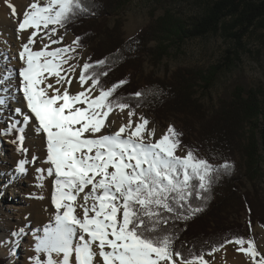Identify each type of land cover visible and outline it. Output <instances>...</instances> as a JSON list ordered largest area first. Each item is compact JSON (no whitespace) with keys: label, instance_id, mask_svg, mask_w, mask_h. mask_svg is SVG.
Masks as SVG:
<instances>
[{"label":"snow or ice","instance_id":"6c2138e0","mask_svg":"<svg viewBox=\"0 0 264 264\" xmlns=\"http://www.w3.org/2000/svg\"><path fill=\"white\" fill-rule=\"evenodd\" d=\"M5 3L22 41L21 66L9 61L0 68V92L8 94L0 95V111L18 93L27 112L15 107L13 115L19 118L10 119L0 134H16L12 143L24 158L15 171L26 173V166L39 160L35 154L29 159L25 147L26 129L32 127L46 152L47 167L35 169L38 186L52 180L51 218L34 233L29 264H212L206 255L227 245H237L248 264H264V249L252 237L234 236L207 253L187 256L175 247L170 226L201 212L195 202L205 199L220 170L232 164L214 165L191 148L178 154L183 133L169 125L157 138L150 121L143 114L133 120L135 109L115 95L126 79L103 85L108 57H89L80 64L82 38L66 44L60 30L88 10L84 0H32L22 16L10 0ZM74 82L79 85L75 92L70 90ZM144 95L130 94L136 99ZM125 109L127 122L112 130L110 117Z\"/></svg>","mask_w":264,"mask_h":264},{"label":"trees","instance_id":"16d2710c","mask_svg":"<svg viewBox=\"0 0 264 264\" xmlns=\"http://www.w3.org/2000/svg\"><path fill=\"white\" fill-rule=\"evenodd\" d=\"M130 1L84 0L88 10L78 14L66 28L82 38V46H90L88 58L92 61L109 58V74L102 78L105 87L126 79L128 83L117 89L116 96L125 97L131 107L139 104L160 118L170 114L180 116L184 131L194 133L209 162L217 166L225 161L232 164L230 169L220 170L205 193V199L195 202L194 206L203 210L187 221L179 220L170 226L177 237L175 247L187 256L189 252L198 254L201 250L207 253L214 244L234 236L246 238L238 225L230 224L228 213L236 211L240 205L246 206L250 213L257 214V220L264 226V198L258 192L251 196L249 191L237 186L241 174L252 187L264 178V154L256 144V129H261L264 138V97L257 100L250 90L240 91L236 87L232 98L219 101L216 109L208 108L196 93L202 81V87L210 88L216 68L208 73L213 76L211 81L200 71L180 68L168 79L147 75L140 85L135 80V67L144 53L159 59L167 53L165 44L168 41L216 31L225 25L227 18H232L233 25H242L243 32L251 26L262 29L264 37V0H201L204 4L201 16L180 20L164 14L124 39L119 34L120 17ZM152 41L156 44L153 49L149 46ZM136 91L145 95L140 99L131 97ZM245 92L248 99L242 95ZM237 154L244 161L243 168L236 162ZM4 262L1 258L0 264Z\"/></svg>","mask_w":264,"mask_h":264},{"label":"rangeland","instance_id":"374dc122","mask_svg":"<svg viewBox=\"0 0 264 264\" xmlns=\"http://www.w3.org/2000/svg\"><path fill=\"white\" fill-rule=\"evenodd\" d=\"M203 5V1L201 0H131L120 17L122 24L119 34L124 39L130 38L153 22L155 18L164 14L180 20H189L191 17L201 16ZM110 21L112 23V20ZM224 22V26L202 36L168 41L165 44L167 53L159 59H156V55L151 57L147 53H144L142 59L140 58V62L135 67V72H137L135 80L141 85L143 83L142 79L150 74L153 77L168 79L176 70L187 68L200 71L204 76L207 75L209 77L207 79L211 81L213 76H210L208 73L214 71L216 68V75L210 88L206 89V86L202 87L204 86L203 81L199 83L201 85L197 88L196 96L206 107L218 108L219 101L232 98L235 91L234 88L236 87L240 91L250 90L251 93L255 94L257 100H261L264 97V37L262 29L251 26L243 32V26L240 24L233 25L232 18H227ZM60 34L64 35V43L66 44L71 43L76 37L67 28L61 29ZM233 34H236V36H233ZM155 45L153 41L149 44L152 49ZM78 52L83 57L80 60V64L82 65L83 60L88 58L91 53V48L90 46H82L81 49H78ZM13 56L14 53L4 55L7 59H4L5 62H2L3 64L8 61L14 62V66L18 68L19 62H17L18 60H13ZM0 68H3V65ZM247 94L246 92L242 93L245 99L249 98ZM132 108L136 111L133 119L136 120L140 114H143L150 121L149 127H154L157 135L160 133L158 136L162 135L169 125H173L179 132L183 133L181 137L183 148L178 154L182 155L187 148H191L196 151L198 156L205 158L202 149L195 140L194 133L192 135V133L184 131L186 128L182 125L180 116L170 114L160 118L145 108ZM122 117L123 114L120 113L115 119L123 121ZM6 125V121L3 122L0 130H3ZM15 136V133L8 135L0 134V144L16 150L17 145L12 143ZM27 139L28 136H26L25 147L29 150L28 158L30 159L32 152L35 151L29 145ZM256 144L259 152L264 154V138L262 137L260 128L256 129ZM0 156V163L4 164L2 161L4 157L3 155ZM236 156V162L240 166L242 165L243 168V159L238 154ZM213 164L216 165L215 163ZM237 186L242 191H249L251 196L253 192H258L264 198V178L260 180L259 184L256 183L255 187H252V183L241 174L239 175ZM0 207L3 208L2 212L6 217V219H0V227L4 229L0 230V259L3 258L5 260L4 264L29 263L28 258L31 255L25 250V245L29 244L27 237L34 234V228L29 225L25 226V223L21 219H17V224L15 225L17 229L15 227L12 230L7 228V226L15 223L13 213H16V209L21 207L20 203L12 200L10 190L7 193L0 190ZM255 214L250 213L246 206L240 205L236 211L228 213V221L232 225H238L244 232L243 234L247 235L246 239L252 237L258 248L264 249V226L259 223L257 214ZM21 228L24 229V232L14 235ZM236 247L238 246L227 245L225 248L238 253ZM224 251V249H221V251L214 253L212 256L206 255V259L215 264L222 256L225 257ZM220 264H223V262Z\"/></svg>","mask_w":264,"mask_h":264},{"label":"bare ground","instance_id":"6f19581e","mask_svg":"<svg viewBox=\"0 0 264 264\" xmlns=\"http://www.w3.org/2000/svg\"><path fill=\"white\" fill-rule=\"evenodd\" d=\"M10 2L16 6L18 13H20L22 16L23 11L28 7L32 0H10ZM41 2H43V0H41ZM16 27L17 23L15 19L11 17L10 9L7 7L5 0H1L0 66H4L9 63L8 61L3 64V62H5L4 55L6 54L9 55L14 53L13 60H18V51L22 41L17 39ZM29 34L30 33L26 32L22 35L24 39H26ZM39 46V43H37L36 47ZM56 46L57 45H54L53 47ZM9 50L11 51L9 52ZM11 65L14 66V62H11ZM19 66L21 65L18 63V67ZM70 90L73 92L78 91L79 85L74 82ZM0 95L7 96L8 94L5 92H0ZM5 107L6 110L0 111V127L5 121L6 123H8L10 119L19 118L13 115L12 109H14L15 107H21L24 112H27L26 105H24L20 94L18 93L16 94V99L13 100L10 105H6ZM127 111L128 110L125 109L124 112L121 113L123 114V121H117L115 119L116 116L120 114V112H116L110 117V119L115 120V124L113 125L112 130H115V128H117L121 122H127ZM158 135L156 134L157 138H159ZM27 136V142L35 151L32 152V155L37 153V155L39 156V160L35 164L27 165L26 167L28 168V171L26 173H18L15 171L16 164L20 159L24 158L23 154L16 152V150L14 149H10V147H5V145L0 144V155H3L4 157L2 159L4 164L0 163V190L4 193H7V191L10 190L12 200L21 204V207H19V209H16V213L12 212L15 223L7 226V228H9V230L14 229L15 225L17 224V219H21L22 222L25 223V226H32L36 232L38 228H42L43 225L47 224L51 218L52 208L50 203V193L52 180L51 178H47L44 181L43 188H40L38 186L35 169L37 167H47V165L43 163V160L46 156V152L44 150V140L42 136H38L33 132L32 127L27 128ZM39 196H43L44 198H37ZM2 209L3 208L0 207V219H6L5 214L2 212ZM1 229L4 230L0 227V230ZM15 229L17 228L15 227ZM33 236L34 234L27 237L29 244L25 245V250L29 252L31 256L35 255L32 248V245L34 244ZM224 250L225 257L222 256L215 264H220L222 262L223 264H248L247 258L242 253H235L234 251H230L227 248H225Z\"/></svg>","mask_w":264,"mask_h":264}]
</instances>
